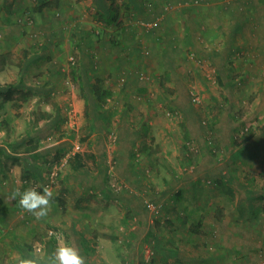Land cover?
Wrapping results in <instances>:
<instances>
[{
	"label": "rangeland",
	"instance_id": "374dc122",
	"mask_svg": "<svg viewBox=\"0 0 264 264\" xmlns=\"http://www.w3.org/2000/svg\"><path fill=\"white\" fill-rule=\"evenodd\" d=\"M121 1L106 0L107 8L110 3L117 8L119 21L112 20L95 0H48L43 3L46 9L38 4L35 13L22 10L28 5L16 6L17 15L25 18L21 34L0 27V55H8L3 62L0 57L1 82L18 77L16 63L21 61L23 49L44 53L25 73L28 86L24 89L31 88L27 101L20 106L15 104L18 99L7 101L0 110V119L8 120L0 122V264H19L23 259L45 264L46 257L41 259L39 253L50 256L52 249L54 252L63 244L74 247L84 264H143L150 259L147 240L153 232L157 239L164 237L160 241L164 247L170 237H179L178 233L186 242L177 245L208 258L213 255L215 259L208 264H222L218 236L226 226V217L225 223H215V207L218 216L222 213L235 218L240 212L244 227L259 228L257 220L249 223V216L243 219V209L251 213L252 207L261 209L264 204V62L256 66L257 58L264 61V44L259 47L262 41H257L255 48L247 46L241 54L246 63L256 67L237 68L234 64L222 68L214 65V60L199 62L194 57L202 53L188 51L178 66L158 58L157 66L153 64L156 67L147 68L148 52L141 56L146 69L138 66L139 59L128 57L122 63L130 71L115 76L123 65L119 55L114 59L117 52L108 45H118L126 36L119 26L126 12ZM6 9L7 4L0 2V25L2 17H9ZM87 52L92 53L98 66L97 70H88L90 80L107 90L99 103L91 98L87 103L83 96L88 95L86 81L72 77V69L82 72V65L88 68ZM252 55L257 58L252 59ZM56 105L60 111L57 118ZM44 110L56 119L39 118L34 124V115ZM84 127L91 129L89 136L84 134ZM134 129H139V135ZM242 137L250 140L252 150L243 160L230 161V150L225 147L231 139L241 142ZM34 138L40 139L36 151L42 157H34L33 150L29 151ZM254 140L258 142L252 143ZM204 145H210L217 160ZM76 150L84 153L85 163L77 170L67 163L68 155ZM38 161L43 176L39 180L32 167ZM223 169L226 175L221 174ZM248 170L254 171L255 177L245 174ZM231 175L236 189L215 183ZM238 181L262 190L256 191L251 200L244 199ZM45 187L53 196L43 218L23 210L19 197L12 198L16 190L35 188L43 194ZM175 192L178 198L172 197ZM237 197L243 205H236ZM145 201L159 203V210L157 206L148 209ZM249 203L251 208L247 207ZM183 219L186 223L181 222ZM173 221H179V226L174 227ZM197 222L198 230L193 232L190 223ZM211 223L210 240H205V230ZM234 228L233 224L224 231ZM191 232L196 235L194 243ZM252 233L255 238L249 242L248 252L237 253L240 264H256L260 254L264 255V232L263 237L259 232ZM50 238L54 239L53 246ZM223 245L233 247L228 240H223ZM88 246L93 249L88 250ZM164 254L174 255L170 250ZM158 255L156 252L151 264H177L173 257Z\"/></svg>",
	"mask_w": 264,
	"mask_h": 264
},
{
	"label": "crops",
	"instance_id": "0c3cea01",
	"mask_svg": "<svg viewBox=\"0 0 264 264\" xmlns=\"http://www.w3.org/2000/svg\"><path fill=\"white\" fill-rule=\"evenodd\" d=\"M47 1L48 0H0V2L7 4L6 10L9 11V15H7L9 17H7V19L2 17L3 21L0 25L1 29L7 31L11 30L16 34H21L23 32L20 30L21 22L24 20V15H17L16 6L23 4L24 7H26L28 5L27 8H23L22 10L25 11L31 9L33 10V13H35V6H38L39 4V8L45 10L46 6L43 5V3ZM121 3L125 6L124 8L126 9V12L124 13V21L119 24V26L121 27V33L126 36L123 37V40L119 39L118 45H108V49L117 52V54H113V56L115 55L114 59L119 55L120 65H123V68H121L119 72V67L117 68L115 76L118 73L124 74L130 71V69H125L124 64L128 57H131V59L133 58L135 61L139 59L138 66L146 69V65L141 57L146 54V50L149 52L150 59L147 61V68L156 67L158 58L164 59L163 63H174L175 66H178V63H182V60L186 58L188 51H191L195 55H198L197 53H202L199 57L195 56V60H198L199 62L201 60L206 62L214 60V65L222 68H228L235 64L237 68L244 66L246 69L248 66L256 67L258 64L261 65V62H264L255 57V55H252V59L257 58L255 66L251 63H246L241 56L243 52L247 51V46H254L255 48L257 41H260V38L264 35V0H122ZM112 6L113 5L110 3L109 8L113 12H116L114 14H116L117 21H119L120 16L118 18L117 8L113 9ZM18 7L20 8V6ZM3 10L4 8H2V11ZM67 14L68 12L64 10V15ZM20 16L22 18L18 20L19 23L17 24L15 17ZM155 19H158V25L149 30L143 29L139 24L141 21ZM117 21H114V24ZM254 25H259V33L254 31ZM262 44L263 41L259 42L257 46L261 47ZM99 47L104 49L103 44H99ZM228 51L234 52L232 55H228ZM234 58L237 59L233 60ZM93 59L94 70H97L98 66L96 65L94 57ZM122 60L124 63H122ZM153 64H156V66ZM159 67L161 68V65H159ZM0 70H2L1 64ZM160 73H162V68ZM34 140L35 143H37L40 139L34 138ZM253 142L258 141L254 140L252 143ZM36 150L37 149H33V156L37 157L40 155L39 157H42L41 153ZM259 158H262V156ZM32 167L37 173L36 178H38V180L41 179L43 177H40L42 175V173L40 175L41 163L38 161V163H35ZM237 199L236 205L240 202L243 205V200L238 197ZM244 199L247 198L244 197ZM210 207L211 206L209 205V208ZM247 207L251 208V203L247 204ZM216 208L217 207H215V211L213 210V213L215 214L213 221L215 223H225L224 218L226 217V226L224 225V227L219 230L218 236L220 242L222 241L220 243L222 252L218 255L220 258L219 260L222 261V264H240V258L237 257L239 254L237 253L243 255L248 252L247 247L250 245L249 242L255 238L252 232L254 231V234L259 232L262 235L261 237H263L264 231L262 230L264 229V219H262V216H264V204L261 209L259 207H252L254 210H252L251 213L242 208L244 212L243 219H248L249 216V223L257 220L258 225L260 222L261 225L259 224V228H255V230H250L249 228L244 227L245 223L242 224L243 222L240 212L237 217L230 218L227 214L222 215V213L218 216ZM185 220L186 219H183L181 222L186 223ZM68 222L70 224L74 223L73 220ZM174 222L175 221H173V223ZM178 223L179 221H176L173 226L178 227ZM233 224L236 228L231 231H224L226 227L230 229V226ZM195 225L198 226V224ZM195 225L190 223V227ZM213 225L214 224L212 223L209 224L205 230L206 234L208 233V237H210V228ZM239 226H243V228L249 233L245 230L242 232L240 230L241 227ZM176 235L179 237L173 236L169 238L172 241H175L174 249L178 247V249L173 252L174 256H169L175 258V263L193 264L194 262L203 261L208 264L211 259H215L214 257L211 258L213 255H208V258L204 256L205 254L196 252L192 248H189V250L180 244L177 245V243L186 242V238L178 233ZM237 235H242V237H236ZM195 236V233L193 235L191 232V239L194 237L193 243L195 241ZM241 238L244 240L240 242L239 245L238 240ZM223 240H228V243L235 248L231 247L229 249L227 246L224 247ZM245 242H248V245H246ZM193 243L191 242L190 244ZM240 249L242 250L240 251ZM189 252L193 254L190 255ZM201 257H203V259ZM217 258L218 257H216V259Z\"/></svg>",
	"mask_w": 264,
	"mask_h": 264
},
{
	"label": "trees",
	"instance_id": "16d2710c",
	"mask_svg": "<svg viewBox=\"0 0 264 264\" xmlns=\"http://www.w3.org/2000/svg\"><path fill=\"white\" fill-rule=\"evenodd\" d=\"M95 3L100 8H103L104 10H107L106 13L110 14V17H111L112 20H116V14H114L116 12H113L109 7L108 8L106 7L107 6L106 0H95ZM20 18H22V17L21 16L20 17H15V19H16L15 21H16L17 24L19 23L18 20ZM24 21H25V18H24L23 22H21V26H22V23H24ZM48 28L51 31V34H53V32H52L53 25L50 24ZM254 29H255L254 31H256L257 33L260 32L259 25H254ZM261 41H263V44H264V35L262 36ZM46 42H50V41H46ZM252 47H254V46H251V48ZM233 52L234 51H228L227 54L228 55H232ZM145 53H148V50H146ZM40 57H44V53H39V51H35V50L34 51H30V53H29L28 49H23L22 59H21V61H17V63H16V65L18 66V69H19L18 77L15 80H11V81H4V82L0 81V98H2L0 100V110L4 108L5 103L7 101H14V99H18L20 101L17 102V103H16L17 100H15V104L17 106H20L19 104L23 103L24 101H27L28 97L31 94L30 93L31 88H27L28 91H26L24 89V86H28L27 82L25 81V73H27V69H28L29 65L34 63ZM1 58H2L1 62H3L4 60H8V55H6L5 53H1ZM47 58H49V56ZM86 58H87V61H88L87 62V66L90 69L85 68L86 65H82V67L84 69L82 72L80 71L79 68L78 69L74 68V69H72V77H73L74 80L82 79V80L86 81V85H88V95H87V93H84L83 96L86 99L87 103H88L87 100L90 99V98L92 100H94L96 103H99V102L104 100V97H105V94L107 93L106 92L107 90L105 88H103L102 85L96 83L95 81H91L90 80L89 73H87V72H88V70L94 69V59L92 57V53L91 52H87L86 53ZM230 67H228V69ZM83 76L85 77L84 79H83ZM94 105H95V103H94ZM55 107H56L55 114H56V118H57L60 111H59L57 105ZM95 107L97 109L101 110V107H99V106H95ZM0 116H3V115H0ZM39 118H43V119H46V120H52V119L55 118V115H53L51 112L46 111V110L40 111V112H38V113H36L34 115L33 123L35 124ZM1 121L7 122L8 120L6 118H1L0 122ZM84 131H86V133H84L85 135L89 136L91 134V129L89 127H86L84 129ZM134 132H135L136 135H139V129H134ZM243 137L241 138V142H238L236 139H231V143L229 145H227V147H225L226 150H230V153H228V158L230 159V161L243 160L242 159L243 157H247L250 154V153H248V151L252 150L251 146H249L250 140H248V142H247ZM83 139H85V137ZM38 146L39 145L37 143H34V145H32L30 147L29 151L33 150V149H36ZM204 149L205 150L207 149L208 152H211V155L213 156V159H215V160L218 159V155L215 154L214 150L211 149L210 145H206ZM226 150H224V151H226ZM221 155L227 157V155L225 153H222ZM67 163L72 169L77 170V169L81 168L85 164L84 163V153L79 151V150L71 152L68 155V157H67ZM226 171L227 170L223 169L220 172H221V174L226 175ZM246 173L250 174V175H253V177H255L254 175H256V173L254 171H250V170L245 171V174ZM210 174H211L210 172H208L206 174V177H208L209 183H211V180H212V179H210ZM233 181L234 180H233V177L231 175L230 177L228 176V180L227 179L226 180H222V179L218 180L217 179L215 181V183L217 182L216 184H217L218 187H221V186H223L225 184L226 187H229V189L231 188L232 190H234V189H236V185H233ZM246 183H248V182H246ZM246 183L243 182V181H238L237 188L244 195V197L247 198V200H251L252 195L254 193H256V191L262 190V188L257 189L255 187H250L249 184H248V187H247ZM172 197L173 198H178L179 197V193L175 192L172 195ZM148 202L153 203L155 206H157V209L159 210V208H160L159 203L152 202V201H145L146 207L148 209H150L148 207V205H147ZM62 205H63V203L60 204V206H62ZM199 222H201V218L199 219ZM196 224H198V222ZM192 230H193V232L197 231L198 230V226H196V225L193 226ZM153 235H154L153 237H151L150 239L147 240V243L149 244L150 249H151L150 259L149 260H145L143 264H151V261H153V258L155 256L156 252H158V254H159L158 256L159 257H163V258L166 259L167 257H169L168 255L164 254V252H166V250H170V251L174 252V251H176L178 249V247H176L174 249L175 245H174V242L171 239H168V242H167L168 245L166 247H164V245L160 242L161 239H163V236L162 237H158V239H157L156 238V234L154 232H153ZM204 237H205V240H210V237H208V233L205 234ZM153 238H156L155 239L156 242L153 241ZM195 240H196V238H195ZM84 242H85V244H87V242L85 240H84ZM26 244H27L28 248H31V244L30 243H26ZM49 244H50V246H53V244H54V239L53 238H50ZM170 244L174 245V246L172 248H170L169 247ZM91 247L92 246H88L87 247L88 250L91 249ZM166 248H170V249H166ZM92 249H93V247H92ZM53 250L54 249L51 250V254L53 253ZM171 256H174V255H171ZM201 258L203 259V257H201Z\"/></svg>",
	"mask_w": 264,
	"mask_h": 264
},
{
	"label": "clouds",
	"instance_id": "9594fccd",
	"mask_svg": "<svg viewBox=\"0 0 264 264\" xmlns=\"http://www.w3.org/2000/svg\"><path fill=\"white\" fill-rule=\"evenodd\" d=\"M52 196L53 193L45 187L43 194L35 188H29L24 192L16 190L12 198L16 199V197H19V205L23 210L33 214L37 218H43L47 215ZM60 239H63L62 235ZM39 256L41 259L46 257L45 264H84V258L79 255L74 247L67 244L58 246L50 256H46L43 252L39 253ZM19 264H38V261L23 259L19 261Z\"/></svg>",
	"mask_w": 264,
	"mask_h": 264
},
{
	"label": "built area",
	"instance_id": "2783aa9c",
	"mask_svg": "<svg viewBox=\"0 0 264 264\" xmlns=\"http://www.w3.org/2000/svg\"><path fill=\"white\" fill-rule=\"evenodd\" d=\"M141 23L143 24V27H144L146 30H149V29H151V28H153V27H155V26L158 25V19H155V20H149V21H141ZM144 78H147V76L144 77ZM71 115H72V113H71V111H69V112H68V117L70 118ZM69 124H70L71 126H73L74 123L70 122ZM147 205H148L149 208H154V207H156V206H154L153 203H150V202H148ZM256 264H264V255H261V254H260V259L258 260V262H256Z\"/></svg>",
	"mask_w": 264,
	"mask_h": 264
}]
</instances>
